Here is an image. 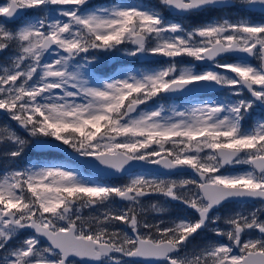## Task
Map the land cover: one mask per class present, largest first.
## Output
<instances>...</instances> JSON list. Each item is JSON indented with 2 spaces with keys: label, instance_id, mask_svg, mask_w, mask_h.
I'll return each instance as SVG.
<instances>
[{
  "label": "snow or ice",
  "instance_id": "obj_1",
  "mask_svg": "<svg viewBox=\"0 0 264 264\" xmlns=\"http://www.w3.org/2000/svg\"><path fill=\"white\" fill-rule=\"evenodd\" d=\"M121 52L167 60L97 74ZM176 94L189 99L170 115L142 110ZM0 113V264H264V0H0ZM61 146L129 178L17 166ZM228 204L242 207L222 217ZM172 205L183 211L167 221L146 215Z\"/></svg>",
  "mask_w": 264,
  "mask_h": 264
},
{
  "label": "rangeland",
  "instance_id": "obj_2",
  "mask_svg": "<svg viewBox=\"0 0 264 264\" xmlns=\"http://www.w3.org/2000/svg\"><path fill=\"white\" fill-rule=\"evenodd\" d=\"M106 1H107V4H110L113 2H119V0H106ZM151 1L152 0H144V2H146V3H151ZM156 1H158V0H156ZM92 2L95 4H101L104 1L92 0ZM124 2H137V1H135V0H124ZM233 15H235V14H233ZM204 18H207V17H204ZM189 20H190V18L184 19L182 22L185 25H188V24H190ZM177 21L179 22L180 18H177ZM110 57H113V61L110 60ZM110 57H108L102 61L101 72H98L97 73L98 75H101L102 73L111 74L114 72H119L121 69H125V68H127V69H138L140 71L155 70V69L160 68L161 66H164L166 64V60H167V58L159 57V56H149L146 59L128 57V56L123 55L122 52L120 54L113 55ZM183 62L186 64L191 63V59L190 58H184ZM109 70H111L110 73H108ZM187 101H188V99L174 100L172 98H162L159 101L149 102L147 105L141 106V107L143 110L144 108L150 109L154 106H159V104H163L165 107V110H166L165 114L170 115L171 114V112H170L171 108H173L175 106L178 110H180L186 104ZM5 122H9L7 120V117L4 114L3 115L0 114V123H5ZM11 123L14 124V122H11ZM21 134L26 136V133L21 132ZM37 159H41V158L29 155L26 152L25 157L21 161H19L20 167H25L28 164L33 163ZM63 164L69 168L79 169L84 174V176L90 178L87 174H85L82 171L81 166L76 165L74 163L71 164V162H65ZM21 238H23V237H21Z\"/></svg>",
  "mask_w": 264,
  "mask_h": 264
},
{
  "label": "flooded vegetation",
  "instance_id": "obj_3",
  "mask_svg": "<svg viewBox=\"0 0 264 264\" xmlns=\"http://www.w3.org/2000/svg\"><path fill=\"white\" fill-rule=\"evenodd\" d=\"M233 16H236V15H244V13H242L240 10H233L232 13H231ZM212 15H218V13H212ZM179 18V17H177ZM201 18H204V17H201ZM204 19H207V18H204ZM203 19V20H204ZM255 19L259 20L260 17H259V14L257 12V15L255 17ZM113 61V60H112ZM253 63H256L255 60L252 61ZM110 69V68H109ZM108 70V69H107ZM106 71V70H105ZM111 70L108 71V73H110ZM163 98H172L174 100H178V99H189L187 97H184V96H178V97H163ZM3 115V114H1ZM255 119H259V116L257 115L255 117ZM55 151H44V152H37V153H41V158H45L47 156H53ZM57 153V152H56ZM59 154V153H58ZM42 160V159H40ZM43 161H53V162H58V161H55V160H52V159H43ZM69 162L74 163L76 165H79L81 166L78 162L76 161H72L70 160ZM59 163V162H58ZM247 166H244V165H240V166H235V168H233L232 166H226V171H242L246 168ZM81 169L82 171L87 174L92 180H100V179H103L109 183H124L127 181V178H129L128 174L127 175H122V176H118V177H97L95 175H93L89 170L85 169L84 167L81 166ZM136 173H146V174H150L152 176H158V177H161V178H175V179H179V178H184V177H187V176H190L191 173L190 172H177V171H174V172H170L168 174H160V173H157V172H150V171H143V170H140V169H135L134 170ZM157 199H160L162 200L163 198H157V197H151L149 198L148 200L145 201V205H147L148 203L152 202L153 200H157ZM116 206H119V207H123V204H117ZM166 207H168V205H165ZM259 205L256 204V203H253V202H249L246 206H243L244 210L246 211H251V209L253 207H258ZM242 206L240 205H235V204H228V205H225L223 208L219 209L218 210V213L223 217L225 215H227L229 212H231L232 210H240ZM183 211V209L179 206H176V205H172L171 208H170V212L168 214H162V213H148L146 214L148 219L151 221V222H155L157 219H160V220H165L167 221L168 219L174 217L175 215L181 213ZM82 214L87 217L89 215H95V211H90L89 209H83L82 210ZM261 218H264V214L261 215ZM220 226L222 227L223 226V222L221 221L220 222ZM206 235H208L209 237H211V233H206ZM253 235H256V233H253Z\"/></svg>",
  "mask_w": 264,
  "mask_h": 264
},
{
  "label": "water",
  "instance_id": "obj_4",
  "mask_svg": "<svg viewBox=\"0 0 264 264\" xmlns=\"http://www.w3.org/2000/svg\"><path fill=\"white\" fill-rule=\"evenodd\" d=\"M258 12V10H255ZM110 60H113V57H110ZM198 63V62H197ZM178 96H184L189 98L186 95H181V94H176V95H165L164 97H178ZM3 114V113H0ZM58 143V142H57ZM64 150H60L59 148L56 149H46V150H38V149H34L33 150L35 152H44V151H55L59 154H61L63 157L72 160V161H76L78 162L82 167H84L85 169L89 170L93 175L97 176V177H118V176H122V175H127V173L125 174H116L115 176H110L108 173H101L98 171V167H102V166H97L94 167V161L92 160V158H82L79 157L75 152H73L72 149L67 148V146H61ZM135 169H140L143 171H150V172H157L160 174H168L170 172H174L175 170H166L163 169L161 166L158 165H151V164H144L143 162H140L138 164H136L134 166V170Z\"/></svg>",
  "mask_w": 264,
  "mask_h": 264
},
{
  "label": "trees",
  "instance_id": "obj_5",
  "mask_svg": "<svg viewBox=\"0 0 264 264\" xmlns=\"http://www.w3.org/2000/svg\"><path fill=\"white\" fill-rule=\"evenodd\" d=\"M101 1H104L101 4H107L106 0H101ZM135 1H137V0H135ZM157 2L158 1H156V0H152L151 1L152 4H156ZM203 19L204 18H201V17H193V18H190L189 23L190 24L199 23V22H202ZM27 154L41 158V156H40L41 153H37L33 149H28L27 150ZM41 159L42 160L43 159H52V160L58 161L59 163H62V164L65 163V162H69L70 161L69 159L63 157L61 154H58L56 152H54L53 156L51 155V156H47L45 158L42 157ZM6 164H7V162L4 161L2 158H0V172H3L5 170ZM17 166L20 167V162L19 161L17 162Z\"/></svg>",
  "mask_w": 264,
  "mask_h": 264
}]
</instances>
